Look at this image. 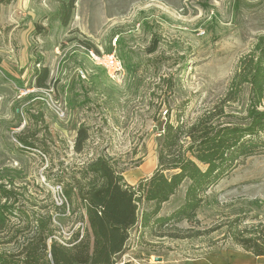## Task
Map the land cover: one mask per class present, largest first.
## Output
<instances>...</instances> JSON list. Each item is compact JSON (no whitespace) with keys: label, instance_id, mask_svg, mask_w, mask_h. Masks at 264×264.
Instances as JSON below:
<instances>
[{"label":"rangeland","instance_id":"1","mask_svg":"<svg viewBox=\"0 0 264 264\" xmlns=\"http://www.w3.org/2000/svg\"><path fill=\"white\" fill-rule=\"evenodd\" d=\"M59 4L0 0V183L12 180L20 204L49 212L62 240L84 233L85 222L81 206L65 204L58 179L81 181L100 155L136 187L157 169L166 122L189 125L214 112L215 123H247L249 86L235 101L225 97L238 60L264 36V0H77L66 27ZM109 56L119 69H106ZM46 67L48 88L38 89L34 73ZM80 126L90 138L77 154ZM187 184L158 216L183 205ZM202 202L194 221L162 229L141 225L154 204L139 202L115 263L264 264L232 240L251 227L264 232V154L240 163Z\"/></svg>","mask_w":264,"mask_h":264},{"label":"trees","instance_id":"2","mask_svg":"<svg viewBox=\"0 0 264 264\" xmlns=\"http://www.w3.org/2000/svg\"><path fill=\"white\" fill-rule=\"evenodd\" d=\"M59 1L57 19L66 27L77 0ZM236 68L225 98L235 101L242 87L249 86L247 123H215L214 112L189 125L166 122L159 136L157 169L136 187L127 185L110 160L100 155L82 168L81 181L57 180L63 186L65 204L81 206L84 233L77 231L59 240L49 212L36 209L35 204L31 208L20 204L12 180L6 185L0 183V264H116L117 256L125 251L128 232L139 222V202L154 204L151 211L140 216L144 228L152 224L162 229L169 223L194 221L203 195L213 185L244 160L264 154V111L258 110L264 103V36L257 37ZM34 74L35 87L47 90L49 69L40 68ZM89 138L88 128L80 126L74 142L77 154L85 149ZM20 142L32 147L27 140L20 138ZM183 142L187 143L185 148ZM167 172L172 174L166 176ZM184 182L188 184L183 205L167 217L158 216L162 205ZM65 204L52 206L64 214ZM232 240L255 258L264 257L262 230L251 227L238 231Z\"/></svg>","mask_w":264,"mask_h":264},{"label":"built area","instance_id":"3","mask_svg":"<svg viewBox=\"0 0 264 264\" xmlns=\"http://www.w3.org/2000/svg\"><path fill=\"white\" fill-rule=\"evenodd\" d=\"M90 54H91V57L96 61L97 58L95 57L93 52H90ZM109 57H110V59L107 61V64L105 65L106 69H108L109 72L110 71H115L116 69H119L120 68V61H118L113 56H109ZM97 60H99V58Z\"/></svg>","mask_w":264,"mask_h":264}]
</instances>
